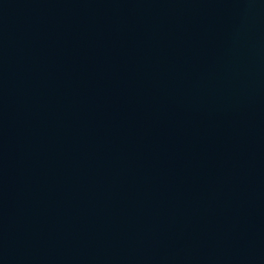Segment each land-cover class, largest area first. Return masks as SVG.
<instances>
[{"label": "water", "instance_id": "water-1", "mask_svg": "<svg viewBox=\"0 0 264 264\" xmlns=\"http://www.w3.org/2000/svg\"><path fill=\"white\" fill-rule=\"evenodd\" d=\"M0 264H264V0H0Z\"/></svg>", "mask_w": 264, "mask_h": 264}]
</instances>
